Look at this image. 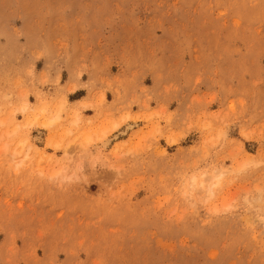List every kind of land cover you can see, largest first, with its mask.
Wrapping results in <instances>:
<instances>
[{"label": "rangeland", "instance_id": "1", "mask_svg": "<svg viewBox=\"0 0 264 264\" xmlns=\"http://www.w3.org/2000/svg\"><path fill=\"white\" fill-rule=\"evenodd\" d=\"M0 264H264V0H0Z\"/></svg>", "mask_w": 264, "mask_h": 264}, {"label": "bare ground", "instance_id": "2", "mask_svg": "<svg viewBox=\"0 0 264 264\" xmlns=\"http://www.w3.org/2000/svg\"><path fill=\"white\" fill-rule=\"evenodd\" d=\"M26 107H24L23 109H25ZM60 118V115H57V117L52 120L51 122H47L44 124V126H51L53 123H55L58 119ZM50 121V120H49ZM135 127V124H131V123H127L124 127V129L122 131H117V133H115L112 138H108L104 140L103 144L104 145H109L113 140H116L119 136H124L126 135L130 130H132ZM118 125L115 124L113 127V130L117 129ZM40 141V140H39ZM27 142V141H26ZM111 145V144H110ZM32 147H34V149L36 150V146L31 144ZM195 185V182L193 183V186Z\"/></svg>", "mask_w": 264, "mask_h": 264}]
</instances>
